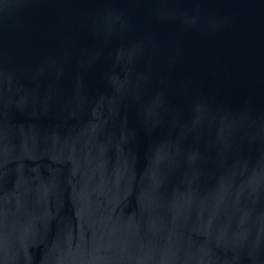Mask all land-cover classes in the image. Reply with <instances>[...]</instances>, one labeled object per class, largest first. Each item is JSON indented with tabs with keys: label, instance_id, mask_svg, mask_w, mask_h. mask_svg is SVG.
Returning a JSON list of instances; mask_svg holds the SVG:
<instances>
[{
	"label": "water",
	"instance_id": "1",
	"mask_svg": "<svg viewBox=\"0 0 264 264\" xmlns=\"http://www.w3.org/2000/svg\"><path fill=\"white\" fill-rule=\"evenodd\" d=\"M0 264H264V0H0Z\"/></svg>",
	"mask_w": 264,
	"mask_h": 264
}]
</instances>
